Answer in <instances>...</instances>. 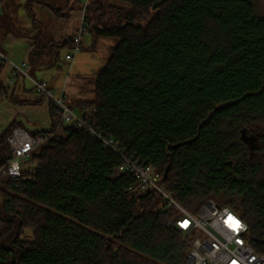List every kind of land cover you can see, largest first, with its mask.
Segmentation results:
<instances>
[{
  "label": "trees",
  "instance_id": "obj_1",
  "mask_svg": "<svg viewBox=\"0 0 264 264\" xmlns=\"http://www.w3.org/2000/svg\"><path fill=\"white\" fill-rule=\"evenodd\" d=\"M33 2L45 0H28L31 16ZM84 23L118 44L79 114L152 166L190 213L208 200L240 213L249 242L264 250V18L253 1L89 0ZM73 44H54L57 58ZM5 69L0 62V100H14ZM41 98L52 126L30 132L47 137L36 169L0 179V264H185L175 207L141 191L133 174H116L119 154L63 125ZM18 127L0 131V169Z\"/></svg>",
  "mask_w": 264,
  "mask_h": 264
},
{
  "label": "built area",
  "instance_id": "obj_2",
  "mask_svg": "<svg viewBox=\"0 0 264 264\" xmlns=\"http://www.w3.org/2000/svg\"><path fill=\"white\" fill-rule=\"evenodd\" d=\"M88 1L85 0V7ZM88 31L83 20L73 35L72 53L66 56L67 61H74L75 56L81 52L82 39ZM0 62L10 64L13 77L31 78L36 93L46 96L54 103L63 125L86 129L105 148L119 154L122 162L116 174H133L141 191H154L162 195L169 206L175 207L176 228L183 233L189 246L185 264H264V250L256 249L249 242V227L240 213L230 207L219 206L214 200H208L198 213H190L175 201L152 166H146L138 159L126 155L115 140L103 136L84 114H79L65 101V94L56 96L47 82L28 75L27 63L17 65L1 52ZM46 141L45 135H32L23 127L14 129L8 137L13 155L7 165L0 169V179L20 177L23 169L33 166L34 156Z\"/></svg>",
  "mask_w": 264,
  "mask_h": 264
},
{
  "label": "rangeland",
  "instance_id": "obj_3",
  "mask_svg": "<svg viewBox=\"0 0 264 264\" xmlns=\"http://www.w3.org/2000/svg\"><path fill=\"white\" fill-rule=\"evenodd\" d=\"M26 1L27 0H7L6 4L0 7V52L4 54L11 62L17 65L22 64L24 48L27 47L29 43H35L38 41V34L40 32V27L37 24L36 26L33 25L32 18L29 16L25 8ZM49 1L53 2L57 8L62 10L66 9V7H64L65 4L62 2H56V0ZM100 1H103L106 4L113 3V0ZM252 1L255 4L257 16L264 18V0ZM6 34H8L7 38L10 37V34L17 35L18 39L20 40H18L11 48H9L8 46L4 45L2 41L4 38L3 36ZM43 40H45V38ZM117 44L118 40L116 39L102 38L93 49L91 35L86 33L84 35V49L75 56L74 61L66 60V55L72 53V48L71 50L69 47L62 48L60 51V60L58 61L57 66H54L52 69H50L51 73H53V76L57 74L56 79H58V88L56 89L57 92H54L56 96H60L64 93L61 92V90H63L65 87V83L68 84V80V87L71 89H77L79 86V83L77 82L78 77H92L95 73L101 70L106 65L112 50L117 46ZM52 61H54V59H52ZM28 75L30 74L28 73ZM30 76L32 78H36L39 81H45L51 78L49 74L44 73H37V77L32 75ZM3 79L6 85L11 87V91L13 92L15 84L12 82L16 78L11 77V66L9 63H6ZM23 79L25 80V90L23 87L24 84L20 83L16 89L14 100H11L10 98L0 100V131L5 130L14 119L17 121L21 119L29 121V123H27L28 130H34V128H50L47 100H45V103L43 102V106L36 108L21 106V104L15 103L16 99L19 101L23 100L25 98L24 96H26L25 93H28L30 97L34 99L41 98L40 94L34 92V83L32 79L27 76H24ZM69 104L73 107V109L76 108L74 103L69 102ZM57 131L59 132L60 129ZM250 137V134H248V140L251 139ZM33 167H36V163L33 164ZM24 238L31 239L32 234L27 231L24 234Z\"/></svg>",
  "mask_w": 264,
  "mask_h": 264
},
{
  "label": "crops",
  "instance_id": "obj_4",
  "mask_svg": "<svg viewBox=\"0 0 264 264\" xmlns=\"http://www.w3.org/2000/svg\"><path fill=\"white\" fill-rule=\"evenodd\" d=\"M56 2H62L63 4H65L64 7H66V9L62 10L60 8H57L56 5L53 4V2L49 0H45V3L33 2L30 5V8L32 10V16L27 10L28 0L25 2V8L29 16L32 18L33 25L36 26L37 24L40 27V32L38 34V37H39L38 41H36L35 43H29L27 47L24 48L23 55H22L23 56L22 63L24 62L27 63L28 73L30 75L34 77H37L36 76L37 73H44V74L50 75L51 78L49 80H45V79L43 80H45L48 83L50 89L53 92H57L56 89L58 88V79H56L57 74L53 76V73H51L50 69H52L54 66L55 67L57 66V63L60 60L61 52H59V59H58L56 51L55 49H53L52 46H54V44H58L64 38H72L75 32L81 26L82 21L84 20V15H85L84 0H56ZM86 33L90 34L89 31ZM7 35L8 34L3 36L4 38L2 41L4 45L8 46L9 48H11L18 40H20L18 39L17 35L10 34V37L8 38H7ZM44 38L45 40H43ZM91 38H92V44H93L92 48L94 49L96 47V44L102 38L96 40L93 35H91ZM67 47H69V49L71 50L72 45H69ZM83 49H84V36L82 39L81 51ZM10 53L13 54L12 52ZM52 59H54V61H52ZM95 75L96 73L92 77H87V76L78 77L77 82L79 83V86L77 89L69 88L68 87L69 80H68L67 81L68 84L65 83V87L63 88V90H61V92H64L63 94H65L66 102L68 104L69 102L74 103L76 106L75 110L78 113H83L81 111L80 106H78V103L80 101H93L94 100L93 90H94ZM12 83L15 84L14 90H13L14 97H15L16 89L18 88V85L20 83L24 84L23 87L25 90V80L23 79L22 76H18ZM25 94L26 96H24L25 98L23 100L19 101L18 99H16L15 103L17 104L19 103L21 104V106H26V107L28 106V107H35V108L44 105L45 100H41L42 98L34 99V98H31L28 93H25ZM47 110L49 113L50 128H51L52 120L50 117L49 105H47ZM13 121H17V120L14 119ZM18 122L21 123L23 128L28 130L27 123H29V121L21 119ZM43 130H48V129L34 128V130H30L29 132L31 131L38 132V131H43Z\"/></svg>",
  "mask_w": 264,
  "mask_h": 264
},
{
  "label": "water",
  "instance_id": "obj_5",
  "mask_svg": "<svg viewBox=\"0 0 264 264\" xmlns=\"http://www.w3.org/2000/svg\"><path fill=\"white\" fill-rule=\"evenodd\" d=\"M33 169H36V167H33ZM167 172H168V171H167ZM167 172H166V174H165V177H166V176H167V174H168Z\"/></svg>",
  "mask_w": 264,
  "mask_h": 264
}]
</instances>
